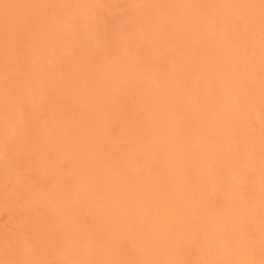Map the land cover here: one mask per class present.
<instances>
[{
	"label": "bare ground",
	"instance_id": "1",
	"mask_svg": "<svg viewBox=\"0 0 264 264\" xmlns=\"http://www.w3.org/2000/svg\"><path fill=\"white\" fill-rule=\"evenodd\" d=\"M264 259V0H0V261Z\"/></svg>",
	"mask_w": 264,
	"mask_h": 264
},
{
	"label": "clouds",
	"instance_id": "2",
	"mask_svg": "<svg viewBox=\"0 0 264 264\" xmlns=\"http://www.w3.org/2000/svg\"><path fill=\"white\" fill-rule=\"evenodd\" d=\"M0 264H6L5 261H0ZM10 264H37V262L35 261H31V260H20V261H16V262H10ZM195 264H201V262H195ZM203 264H208V262H203ZM241 264H257L256 261H244L241 262ZM258 264H264V259H261Z\"/></svg>",
	"mask_w": 264,
	"mask_h": 264
}]
</instances>
